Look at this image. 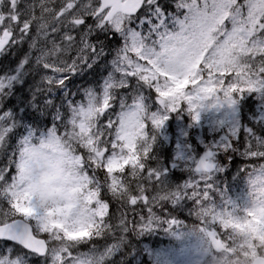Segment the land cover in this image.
Listing matches in <instances>:
<instances>
[{
  "label": "snow or ice",
  "instance_id": "obj_1",
  "mask_svg": "<svg viewBox=\"0 0 264 264\" xmlns=\"http://www.w3.org/2000/svg\"><path fill=\"white\" fill-rule=\"evenodd\" d=\"M237 157L264 160V0H0V264H175Z\"/></svg>",
  "mask_w": 264,
  "mask_h": 264
},
{
  "label": "rangeland",
  "instance_id": "obj_2",
  "mask_svg": "<svg viewBox=\"0 0 264 264\" xmlns=\"http://www.w3.org/2000/svg\"><path fill=\"white\" fill-rule=\"evenodd\" d=\"M217 43L218 37L211 40L208 47H212ZM216 59H219V57L217 56ZM3 162L0 160V164ZM251 191L254 194L246 197L242 204L231 203L229 205L230 202L227 201L222 205L230 207H218V210H216L215 206L217 204L212 202L209 209L199 214L200 221L198 224L200 226H193V228L187 229L179 223L180 230L190 234V239L184 245L183 251H177L173 254L172 258L175 264H252V260L256 256L254 254L255 249L252 239L248 240L247 238L254 237L252 232L256 227H264V213L261 212V209H264V178H261L259 185L254 186ZM211 211L212 213L208 216L206 213H210ZM156 216L159 218L158 215ZM250 216L253 218H250ZM128 218L129 220H133L129 215ZM129 226L131 227V224ZM165 226L161 225V227ZM243 226L247 229L248 233L245 232L247 237L243 238L241 243L231 245L227 240L223 239L225 234L230 232L229 229H233V233L238 234L244 230ZM208 230L214 232L216 237L222 242L221 249H215L207 234ZM220 230L225 231V233H222ZM83 234V232L79 233V235ZM169 239L168 236H165L161 232L151 237L149 242L166 246L169 243ZM7 243L10 244L11 242ZM132 243H135V239L132 240ZM81 247L83 249L87 246L82 245ZM200 251L210 253L208 258L207 254H204L207 260L198 254ZM115 258L119 260L120 256H116Z\"/></svg>",
  "mask_w": 264,
  "mask_h": 264
},
{
  "label": "trees",
  "instance_id": "obj_3",
  "mask_svg": "<svg viewBox=\"0 0 264 264\" xmlns=\"http://www.w3.org/2000/svg\"><path fill=\"white\" fill-rule=\"evenodd\" d=\"M254 107L258 109L259 106L254 105ZM236 163L237 165L249 163L244 174L238 172L237 168L235 167L231 168L230 171L233 175L231 177H224L223 181L218 182L221 185V189H223L224 183L230 185L229 189L227 191H217L214 195H201L198 203L193 204L190 208H184V215L178 217L181 225L185 226V228L187 229H191L193 228V226H200V224H198L200 221L199 214H202V212L209 209L212 202H215L217 204L215 206V209L218 210V207H230L222 205L227 201L230 202L229 205L231 203L242 204L246 197L254 194V192H252L251 190L254 186L259 185L261 178H264V160L245 161L242 158L237 157ZM129 213H131L132 215ZM129 213L128 215L133 219H139V217L135 215V213ZM211 213L212 211L206 214L209 216V214ZM156 215L159 216V213L157 212ZM172 215L177 216L179 214L173 213ZM250 218L253 217L250 216ZM231 228H233V226H231ZM242 228L244 230L240 231V233L238 234L233 233V229H229L230 232H227L223 239L227 240L231 245L241 243L242 239L247 237L246 233H248L247 229H245L244 226ZM220 231L222 233H225V231L223 230ZM252 233L254 234V237L247 239H252L253 247L255 249L254 254L264 255V227L258 226Z\"/></svg>",
  "mask_w": 264,
  "mask_h": 264
},
{
  "label": "water",
  "instance_id": "obj_4",
  "mask_svg": "<svg viewBox=\"0 0 264 264\" xmlns=\"http://www.w3.org/2000/svg\"><path fill=\"white\" fill-rule=\"evenodd\" d=\"M216 245L218 244L215 241ZM253 264H264V257L263 256H258L253 260Z\"/></svg>",
  "mask_w": 264,
  "mask_h": 264
}]
</instances>
